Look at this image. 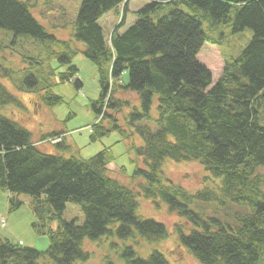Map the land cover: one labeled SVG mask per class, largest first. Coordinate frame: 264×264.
I'll use <instances>...</instances> for the list:
<instances>
[{
  "label": "trees",
  "instance_id": "16d2710c",
  "mask_svg": "<svg viewBox=\"0 0 264 264\" xmlns=\"http://www.w3.org/2000/svg\"><path fill=\"white\" fill-rule=\"evenodd\" d=\"M127 1H81L72 28V38L84 44L79 50L71 39L48 34L27 0H0V29L39 39L47 61L66 67L60 74L51 69L40 79H26L36 86L29 91L36 92L46 107L62 103L54 85L72 81L76 89L82 87L71 65L77 54L97 67L101 92L90 106L100 119L91 128L92 141L122 131L116 115L130 102L117 94L137 95L141 110L133 108L130 124L142 138L135 151L145 165L134 169V176L144 179L136 192L109 174L114 159L110 149L88 160L67 158L63 152L69 149L60 141L55 144L60 154L53 155L35 145L29 130L0 114V190L9 193L11 210L21 206L19 195L29 196L35 215L32 229L48 240L45 250H37L0 239V264L86 262V238L166 239L170 233L164 223L136 215L137 195L166 204L183 220L172 232L199 263H264V0L170 1L192 8L194 15L179 9L164 13L162 3L151 2L135 12L130 28L118 32L122 19L105 39L99 19L120 6L126 13ZM201 19L212 26L231 22L234 33L246 28L253 32L238 57L225 61L215 82L197 58L209 41ZM125 72L126 85L120 83ZM154 104L157 130L136 125L133 121L152 118ZM9 105L21 103L0 82V109ZM165 159L196 162L218 183L191 193L166 177ZM68 201L79 205L81 224L62 220ZM119 255L124 264H169L157 250L143 257L124 245ZM105 264L114 263L107 259Z\"/></svg>",
  "mask_w": 264,
  "mask_h": 264
},
{
  "label": "rangeland",
  "instance_id": "374dc122",
  "mask_svg": "<svg viewBox=\"0 0 264 264\" xmlns=\"http://www.w3.org/2000/svg\"><path fill=\"white\" fill-rule=\"evenodd\" d=\"M82 0H27L30 11L36 20L46 29L47 33L58 39L70 40L79 50L84 49V44L72 38L73 23L78 14ZM171 0H130L127 12H123L120 6L117 11L110 12L99 19V25L103 30L105 39H109L111 32L124 19V25L119 28V33L125 32L136 22L135 12L151 2L163 4V12L168 13L179 9L186 14L194 15L196 12L183 3ZM234 10L230 13L231 20ZM201 27L209 41L205 42L200 49L197 58L211 71L213 81H217L222 74L225 61H231L238 57L242 50L250 43L253 32L246 28L242 32L234 33L232 23L212 26L209 22L201 19ZM44 47L39 39L29 35H17L5 29H0V82L21 103V106L9 105L0 109V114L10 118L29 130L36 146L44 152L57 155L59 149L54 142L41 141L53 134H60V141L68 147L69 151L63 152L65 157L76 156L84 160L95 156L104 149H110L113 162L109 164V174L125 186L139 191V183H143L142 177L134 176L136 166L144 167L143 159L136 154L135 147L143 144L141 136L135 132L130 124V114L133 108L140 105L137 95L132 92L118 93L117 96L130 102L122 112L116 115L122 131H113L100 140L92 141V126L100 116H96L91 108V102L100 95L99 76L97 67L91 63L82 53L77 54L72 60V66L77 68L76 78L82 83L80 89H76L72 81L58 83L53 86L54 94L62 98L61 105L46 107L36 92H31L36 86L26 83V79L36 77L40 79L49 70L53 69L56 74L65 71L53 61H47ZM6 71L8 73H6ZM58 82V78H52V82ZM128 82V73L125 72L120 80L121 84ZM151 119L133 121L136 125L143 124L151 130H157L155 122L157 108L154 104L151 110ZM129 139L124 138L131 134ZM124 136V137H123ZM162 169L167 178L181 185L187 191L195 193L206 186L212 187V177L204 168L196 162H176L165 159ZM9 193L0 190V239H7L13 244L23 247L45 250L48 240L45 236H37L32 224L35 215L27 195H19L17 198L22 202L17 209L11 210ZM138 208L136 215L153 219L164 223L169 236L160 242H148L140 236L120 240L117 236H104L83 241V249L90 253V259L78 264H105L111 260L114 264H124L119 258L122 247L133 246L143 257H147L153 250L161 252L169 264H201L186 248L178 245L172 232L175 223H183L176 214L167 210V205L153 199H146L137 195ZM211 213L212 209L207 208ZM62 220L83 222V214L78 204L68 201L62 214ZM116 224L115 226H117ZM55 227V226H54ZM260 264H264L260 262Z\"/></svg>",
  "mask_w": 264,
  "mask_h": 264
},
{
  "label": "bare ground",
  "instance_id": "6f19581e",
  "mask_svg": "<svg viewBox=\"0 0 264 264\" xmlns=\"http://www.w3.org/2000/svg\"><path fill=\"white\" fill-rule=\"evenodd\" d=\"M129 1H130V0H129ZM129 1H127V6H126L127 8H128V3H129ZM124 4H125V3H124Z\"/></svg>",
  "mask_w": 264,
  "mask_h": 264
}]
</instances>
